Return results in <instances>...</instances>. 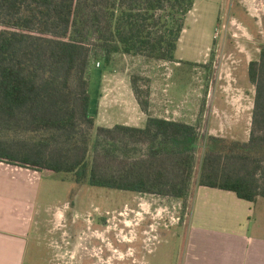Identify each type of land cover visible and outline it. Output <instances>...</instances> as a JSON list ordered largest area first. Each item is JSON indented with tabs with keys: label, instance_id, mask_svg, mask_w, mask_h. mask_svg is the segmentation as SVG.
<instances>
[{
	"label": "trees",
	"instance_id": "1",
	"mask_svg": "<svg viewBox=\"0 0 264 264\" xmlns=\"http://www.w3.org/2000/svg\"><path fill=\"white\" fill-rule=\"evenodd\" d=\"M196 1L0 0V130L47 135L0 138V163L73 174L94 188L184 200L195 144L186 150L178 143L195 139V129L149 115L133 84L147 115L144 128L96 127L87 70L92 60L108 66L116 55L179 63L175 53ZM247 78L255 90L249 140L219 152L210 148L197 185L254 202L264 198V46L248 64ZM82 126L95 132L91 149L77 140ZM130 145L147 146V154L128 159L115 150Z\"/></svg>",
	"mask_w": 264,
	"mask_h": 264
},
{
	"label": "rangeland",
	"instance_id": "2",
	"mask_svg": "<svg viewBox=\"0 0 264 264\" xmlns=\"http://www.w3.org/2000/svg\"><path fill=\"white\" fill-rule=\"evenodd\" d=\"M263 5L264 0H258L256 9L261 11ZM246 14L235 1L197 0L175 53L179 63L121 55L108 66L101 60L90 62L91 100L118 97L128 104L133 84L153 117L195 129V139L178 143L186 150L195 144L188 195L180 200L134 194L90 187L76 182L73 174H41L31 189L22 184L32 211L25 225L15 218L11 231L21 242L16 264H182L190 190L197 186L204 156L210 148L219 152L249 140L255 90L247 67L258 60L264 41ZM120 112H109L113 122H120ZM85 130L82 126L77 140L91 149L95 132ZM46 136L0 130L2 139L37 141ZM115 148L128 159L147 154L143 145Z\"/></svg>",
	"mask_w": 264,
	"mask_h": 264
},
{
	"label": "crops",
	"instance_id": "3",
	"mask_svg": "<svg viewBox=\"0 0 264 264\" xmlns=\"http://www.w3.org/2000/svg\"><path fill=\"white\" fill-rule=\"evenodd\" d=\"M230 1H235L255 20L264 41V8L262 12L256 9L258 0ZM134 97L128 104L118 97L112 101L106 100V96L96 101L90 97L95 126L144 128L147 115ZM117 111H121L122 117L118 119L120 122H113L109 112ZM147 112L151 115L149 109ZM41 174L0 163V264L17 263L21 242L15 240L11 231L16 227L15 218L25 225L32 211L26 202L30 194L23 185L27 183L31 189L32 183L41 181ZM190 202L182 264H264V198L247 202L232 192L197 185L190 190ZM18 227L19 231L24 229Z\"/></svg>",
	"mask_w": 264,
	"mask_h": 264
},
{
	"label": "built area",
	"instance_id": "4",
	"mask_svg": "<svg viewBox=\"0 0 264 264\" xmlns=\"http://www.w3.org/2000/svg\"><path fill=\"white\" fill-rule=\"evenodd\" d=\"M98 66H99V63L96 64V67H98Z\"/></svg>",
	"mask_w": 264,
	"mask_h": 264
}]
</instances>
